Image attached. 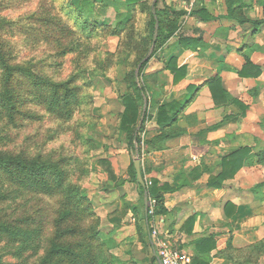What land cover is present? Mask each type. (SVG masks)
<instances>
[{
	"label": "rangeland",
	"instance_id": "obj_1",
	"mask_svg": "<svg viewBox=\"0 0 264 264\" xmlns=\"http://www.w3.org/2000/svg\"><path fill=\"white\" fill-rule=\"evenodd\" d=\"M152 1L155 0H150ZM184 1L159 0L158 8L170 5L187 10L178 34H197L198 30H194L197 29L195 17L190 19L188 14L202 5L203 0H196L192 6L191 1ZM62 2L63 0H0V16L15 20L17 24L13 35H5L13 40L16 61H31L57 80H67L74 76L75 83L81 87L83 102L70 120L56 118L37 103L26 105L24 109L32 111L36 118L21 120L18 128H4L0 124V133L8 136L4 143H0V150L23 152L32 157L40 155L65 162V169L70 175L69 185L85 197L84 204L88 207L58 227V219L67 209L63 205L66 201L63 196H27L25 200L15 203L8 208L11 219L32 217L33 222L43 226L42 242L37 250L31 248L21 254H18L19 243L0 242V264H39L58 230H66V243H92L96 247L95 251L94 246L91 250L92 256L105 257L106 260H112L113 264H157L154 250L147 245L146 253L142 248L141 242L145 234L140 235L137 228L140 223L143 226L141 212L136 215L131 209L134 205H139L141 210L144 207L143 197L130 174V164L140 158L141 167L152 170L149 164L151 161L155 159V166L162 161V154H150L145 150L143 142L158 133L155 120L152 119L155 115L153 106L158 102L181 98L187 91L174 88L172 75L164 70L172 55V50L168 49L170 43L173 44L179 36L177 34L171 38L165 49L155 53L143 72L154 91L150 92V102L147 100L144 104L143 112L147 110L150 117L147 118L144 130L140 132L142 143L136 142L134 151L129 147L128 132L120 128L124 111L120 95L128 90L127 73L135 67V60L138 58L137 51L134 52V40L144 42L145 37L150 40L147 13L140 7L130 18L126 11H117L113 6L108 8L102 18L110 27L108 29H114L119 22L131 21L133 24V27L128 25L121 36L111 34L105 28L91 39L82 37L79 33L63 36L54 30L48 31V39L37 38L38 31L31 29L39 24L35 18L26 16L42 8L66 19ZM222 5L224 7V3ZM18 24L23 26L18 27ZM60 42L64 44L61 48L58 45ZM69 45L73 48L71 46L70 51L60 55L61 49ZM149 53H154L153 46ZM56 61L60 64H55ZM155 93L158 94L157 97ZM143 117L144 114L140 123L135 126L138 130ZM109 164L114 170L115 178L109 175ZM154 178L152 174H147L145 183L150 185ZM114 208L116 210L112 212ZM123 209L132 210L131 222L124 221L128 218V213H121ZM114 216H118L120 221L113 223L111 217ZM154 230L158 231V227H152L151 235ZM155 249L159 252L158 247L155 246Z\"/></svg>",
	"mask_w": 264,
	"mask_h": 264
},
{
	"label": "trees",
	"instance_id": "obj_2",
	"mask_svg": "<svg viewBox=\"0 0 264 264\" xmlns=\"http://www.w3.org/2000/svg\"><path fill=\"white\" fill-rule=\"evenodd\" d=\"M158 3L159 0L152 2L150 0H63L61 7L66 19L62 15H53L50 10L42 8L26 16L27 18H35L39 24L31 29L38 31L37 38L45 37L48 39L50 37L48 31L54 30L63 36L79 33L80 36L91 39L100 30L110 28L102 18L111 6L117 11L128 12L130 18L140 7L143 8L148 16L147 27L151 30L150 40L148 37H145L144 42L139 39L134 40V52L137 51L138 58L135 60V67L133 66L127 73L128 90L120 95L124 104L120 128L128 132L129 147L134 151L136 150V142L142 143L140 132L144 130L147 118L150 117L147 110L145 113L143 112V107L147 100L150 102V92L154 91L143 72L155 53L165 49L169 40L178 34L182 27V18L187 14V10L176 9L175 6L170 5L160 9ZM245 6L247 4L244 0H226L227 16L237 19L241 23L246 22L247 19L242 18ZM191 15L203 21L214 19L203 4L193 9ZM15 23V20L0 16V124L4 128H18L21 125V120L36 118L32 111L24 109L26 105L31 103L44 106L56 118L72 119L83 102L81 87L75 83L74 76L67 80H57L45 69L39 68L37 64L31 61L25 63L16 61L13 40L5 37L6 34L13 35V30L17 26ZM128 25L133 27L131 21L119 22L114 29H108L107 32L121 36ZM22 26L18 24V27ZM178 36L171 47L178 45L189 47L202 41V36L199 34L181 33ZM148 44L149 46H147ZM58 45L61 48L64 44L60 42ZM71 46H64L59 54L67 53L71 50ZM152 46L154 53L145 60ZM55 64L60 63L56 61ZM137 69H139L138 72ZM164 70L169 71L172 75L173 84H178L188 74L187 65L179 64L178 57L175 55L169 58ZM239 74L244 77H258L261 75V68L247 59ZM203 85L210 88L216 104L227 102V91L222 86L219 75L213 76ZM192 88L196 89L191 84L187 86L189 91ZM155 94L157 97L158 94ZM191 101L192 98L185 102L174 98L158 102L153 106L155 115L152 119L155 120L158 133L152 138L144 140L143 143L147 152L168 148L167 142L171 138L180 136L185 132L179 121ZM143 114L141 127L138 130L135 126L140 123ZM7 139V135L0 133V143H4L3 141ZM250 152V148L241 147L224 157L222 173L210 177L208 184L221 187L226 178L232 177L238 172ZM104 162L108 163L105 160ZM108 172L115 178L114 170L110 164L108 165ZM141 172L145 180L146 175L151 173V169L142 166ZM130 174L132 180L137 184L141 197H143V207H145V193L147 192L149 196L148 209L141 210L139 205H134L131 209L135 214L137 215L140 211L142 221L145 220L148 224L155 216L167 214L169 210L166 206L165 194L173 187L167 183L161 184L158 178L151 180L150 185L147 182L146 185H143L138 179L134 160L130 164ZM69 176L67 169H65V162L61 160L47 159L40 155L32 157L26 153L12 150H0V242L19 243L20 252L18 254L31 248L37 250L40 246L43 226L33 222L32 217L27 216L16 220L11 219L12 216L8 213L9 207L17 204L20 200H25L27 196H63L66 200L63 205L67 206V209L58 219V227H61L65 220L74 218L75 215L86 210L88 205L84 204L85 197L78 194V191L69 185ZM151 201H154V204H151ZM129 210L123 209L121 213L126 214ZM111 218L112 222L120 221L118 216ZM189 222L191 225L193 224V220L190 219ZM137 228L140 235H143L144 230L141 223L137 225ZM65 231L58 230L56 232L55 238L51 240L49 250L41 258L39 264H113L112 260H106L105 257L98 255L97 258L93 257L91 250L94 245L92 243L86 241L76 245L66 243ZM155 246L157 247L156 244ZM214 247L215 242L212 236L204 239L198 250L199 253L204 254V258H193L192 264L195 262H197L196 264H209L210 257L208 254ZM95 250L96 247L94 246ZM241 253L243 264H261L259 259L264 256V239L243 248ZM206 255L207 259L205 260Z\"/></svg>",
	"mask_w": 264,
	"mask_h": 264
},
{
	"label": "crops",
	"instance_id": "obj_3",
	"mask_svg": "<svg viewBox=\"0 0 264 264\" xmlns=\"http://www.w3.org/2000/svg\"><path fill=\"white\" fill-rule=\"evenodd\" d=\"M244 1V23L227 16L226 0L201 1L214 19L188 15L195 17L194 30L202 41L171 47L174 42L168 48L188 68L187 77L174 88L187 90L191 84L196 89L176 98H192L179 121L185 132L171 138L168 148L150 152L162 154L159 165H154L155 159L149 163L150 174L173 187L165 194L169 212L155 216L150 224L143 220V251L147 253L149 245L158 264L155 244L161 241L201 259L199 245L212 236L215 247L208 254L209 264H243L241 250L264 239V0ZM247 59L261 68L260 76L239 74ZM215 75L227 91V102L221 104L203 85ZM241 147L251 152L238 172L221 187L210 186V177L223 171V158ZM129 211L124 221H132ZM154 226L161 237L150 234ZM260 260L263 264L264 257Z\"/></svg>",
	"mask_w": 264,
	"mask_h": 264
},
{
	"label": "built area",
	"instance_id": "obj_4",
	"mask_svg": "<svg viewBox=\"0 0 264 264\" xmlns=\"http://www.w3.org/2000/svg\"><path fill=\"white\" fill-rule=\"evenodd\" d=\"M196 0H191L190 6ZM190 10V9H189ZM158 231H153V236L157 237ZM158 258L161 264H192L193 257L187 252H184L168 243H158Z\"/></svg>",
	"mask_w": 264,
	"mask_h": 264
},
{
	"label": "water",
	"instance_id": "obj_5",
	"mask_svg": "<svg viewBox=\"0 0 264 264\" xmlns=\"http://www.w3.org/2000/svg\"><path fill=\"white\" fill-rule=\"evenodd\" d=\"M151 54H152V53H149L148 56L145 58V60L148 59V58H150ZM140 162H141V159H140V158H137V159L134 160L135 167H136V169H137V176H138L139 181H140L143 185H146L145 180H144L143 175H142V172H141V163H140ZM148 200H149L148 195H146V203H148ZM147 209H148V208H147V206H146V210H147Z\"/></svg>",
	"mask_w": 264,
	"mask_h": 264
}]
</instances>
